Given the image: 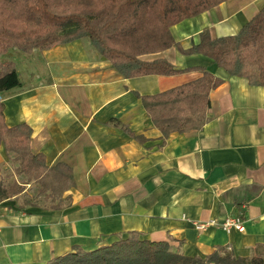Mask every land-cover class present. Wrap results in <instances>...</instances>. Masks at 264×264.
I'll list each match as a JSON object with an SVG mask.
<instances>
[{
  "label": "crops",
  "instance_id": "0c3cea01",
  "mask_svg": "<svg viewBox=\"0 0 264 264\" xmlns=\"http://www.w3.org/2000/svg\"><path fill=\"white\" fill-rule=\"evenodd\" d=\"M263 6L264 0H225L176 23L172 34L185 48L205 27L212 37L235 34ZM12 58L21 84L0 93L5 122L28 123L32 151L49 165L69 164L75 184L61 209L19 208L17 198L3 203L0 264H46L75 245L94 249L133 230L187 255L224 245L248 256L264 244V86L176 46L142 54L179 69L203 66L222 79L210 91L203 127L163 135L135 92L159 93L201 77V70L126 77L87 37ZM12 166L1 145L0 172ZM238 214L243 230L194 226Z\"/></svg>",
  "mask_w": 264,
  "mask_h": 264
},
{
  "label": "trees",
  "instance_id": "16d2710c",
  "mask_svg": "<svg viewBox=\"0 0 264 264\" xmlns=\"http://www.w3.org/2000/svg\"><path fill=\"white\" fill-rule=\"evenodd\" d=\"M223 1L0 0V56L11 48L31 53L87 37L126 77L201 70V77L162 92H135L163 135L201 128L209 121L210 91L222 79L203 66L179 69L166 58L143 60L140 55L176 46L185 54H205L231 75L264 86V6L235 34L212 37L205 27L200 40L186 48L172 34L176 23ZM20 84L16 62L0 58V93ZM4 109L0 100V146L13 166L9 172H0V204L17 198L19 208H64L69 203L64 194L75 184L71 166L65 162L49 165L43 153H34L32 127L26 122L7 125ZM31 183L34 187L28 193ZM46 264H264V244L248 256L236 255L224 245L205 256L187 255L167 241L144 239L133 230L94 249L75 245Z\"/></svg>",
  "mask_w": 264,
  "mask_h": 264
},
{
  "label": "built area",
  "instance_id": "2783aa9c",
  "mask_svg": "<svg viewBox=\"0 0 264 264\" xmlns=\"http://www.w3.org/2000/svg\"><path fill=\"white\" fill-rule=\"evenodd\" d=\"M0 100H3V97L0 95ZM8 207H6L3 203L0 204V217H2ZM194 226L198 230H205L209 227H218L227 232H230L234 229L243 230L244 228V220L242 219L241 214L238 215H228L223 219L219 218H210L207 220H197L194 222Z\"/></svg>",
  "mask_w": 264,
  "mask_h": 264
},
{
  "label": "rangeland",
  "instance_id": "374dc122",
  "mask_svg": "<svg viewBox=\"0 0 264 264\" xmlns=\"http://www.w3.org/2000/svg\"><path fill=\"white\" fill-rule=\"evenodd\" d=\"M33 51H34V50H33ZM20 52H22V51H20V50H18V49H16V48H11L7 53L1 55L0 58L3 59V60H13L12 57L14 56V54H15V53L18 54V53H20ZM24 64H25V63L22 62V64L20 65V67H25Z\"/></svg>",
  "mask_w": 264,
  "mask_h": 264
}]
</instances>
